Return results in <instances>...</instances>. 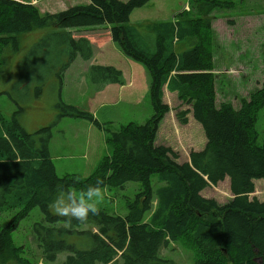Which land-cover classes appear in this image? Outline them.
Returning a JSON list of instances; mask_svg holds the SVG:
<instances>
[{
	"label": "trees",
	"instance_id": "1",
	"mask_svg": "<svg viewBox=\"0 0 264 264\" xmlns=\"http://www.w3.org/2000/svg\"><path fill=\"white\" fill-rule=\"evenodd\" d=\"M149 2L89 0L85 6L50 14L28 2L0 0V52L17 51L22 35L43 31L21 59L16 88L25 87L26 95L38 97L54 75L61 87L65 71L77 58L93 57L91 43L73 34L108 27L111 42L144 68L152 108L145 124L128 123L110 132L92 114L58 106L59 118L85 120L108 133L106 144L112 153L85 179L57 176L48 150L49 129L24 132L17 119L22 108L9 121L0 115V214L15 212L0 230V261L10 258L28 264L12 235L21 221L39 210L42 217L32 233L48 263L66 254L63 264H172L161 251L190 234L195 264H264V201L248 198L254 193V181L264 179V131L260 143L256 132L258 113L264 109V56L261 88L242 100L238 109L231 104L217 106L211 14L231 9L232 3L189 0L188 8L174 20L130 24V15ZM86 78L96 92L109 85L124 86L122 72L110 66L92 65ZM164 87L188 107L176 113V120L185 125L190 114L204 133V148L191 151L189 162L178 164L177 153L155 145L158 127L169 112ZM225 179L230 201L219 205L202 197V191ZM97 180L104 189L140 184L134 199L126 201L125 217L100 210L86 225L76 221L68 225L65 218L51 213L49 204L58 185L79 191Z\"/></svg>",
	"mask_w": 264,
	"mask_h": 264
},
{
	"label": "rangeland",
	"instance_id": "2",
	"mask_svg": "<svg viewBox=\"0 0 264 264\" xmlns=\"http://www.w3.org/2000/svg\"><path fill=\"white\" fill-rule=\"evenodd\" d=\"M15 1L28 2L41 13L50 14L65 11L69 7L89 4V0ZM187 6V0H150L146 6L135 10L130 15L129 22L132 25L143 26L160 21H171L178 13L186 10ZM228 10L213 12L215 23L213 22L214 28H211L210 49L214 63L216 105L231 104L233 108L238 109L242 100H247L253 92L261 88L264 46L262 47L259 41L253 44V48L250 43L243 44L240 42L242 36L235 35V32L230 34L232 39H229L225 24L227 19H230L228 17L230 13L226 12ZM220 11L225 13L224 16H221ZM236 20L238 25L247 24V21ZM251 22L258 21L254 19ZM259 22L263 23L264 19H259ZM255 27L259 26L255 24ZM42 34L43 31L36 30L22 35L17 51L1 50L0 115L9 121L14 112L22 108L23 112L17 119L24 132L33 134L44 128L49 129L48 150L57 176L60 178L75 176L85 179L94 172L103 157L112 153L111 148L106 144L108 133L85 120L59 118L58 106L62 103L86 111L110 132H116L128 123L143 125L152 116V108L147 96L149 80L144 68L126 58L111 42L109 28L100 27L73 34L76 38L84 37L91 43L93 47L91 60L82 61L77 58L65 71L61 87L58 78L54 75L44 85L40 96L34 97L31 92L26 95L25 87H15L20 62ZM260 35H256V38L264 39V27L260 30ZM92 65L110 66L120 70L123 74L124 86L109 85L102 91L96 92L86 78L88 68ZM164 103L168 106L169 112L158 127L155 145L168 147L177 153L178 164L189 162V153L200 151L204 147L206 143L204 133L190 114L186 116L185 125H181L176 120L177 112L188 109L177 100L176 95L165 92ZM263 131L264 109L258 113L257 117L258 143L261 142ZM156 181L157 177L154 176L152 178L154 190L159 187ZM139 190V183H128L123 189H105L104 199L99 205L100 210L125 217L126 201H132ZM201 195L215 200L219 205L226 204L232 198L228 179L216 186L206 188ZM248 198L264 201V179L254 181V193ZM50 211L54 214L52 209ZM14 214L15 212L0 214V230L11 221ZM41 217L40 211L34 210L28 218L19 223L12 235L14 246L22 250L21 257L28 264H63L66 254L58 255L53 263L46 262L41 255V250L32 233L33 224L39 222ZM161 256L172 261V264H195L197 255L190 234L184 236L179 242L169 244L161 251ZM0 262L1 264H17L10 258ZM111 264H117V262Z\"/></svg>",
	"mask_w": 264,
	"mask_h": 264
},
{
	"label": "clouds",
	"instance_id": "3",
	"mask_svg": "<svg viewBox=\"0 0 264 264\" xmlns=\"http://www.w3.org/2000/svg\"><path fill=\"white\" fill-rule=\"evenodd\" d=\"M102 183L101 180H97L95 185H88L79 191L58 185L56 196L49 207L56 216L65 218L68 225L73 221L86 225L90 216L98 215L100 212L99 205L104 199L105 192Z\"/></svg>",
	"mask_w": 264,
	"mask_h": 264
},
{
	"label": "crops",
	"instance_id": "4",
	"mask_svg": "<svg viewBox=\"0 0 264 264\" xmlns=\"http://www.w3.org/2000/svg\"><path fill=\"white\" fill-rule=\"evenodd\" d=\"M187 1L189 2V0H187ZM220 1L232 3V8L230 10L226 11L228 14L230 13L228 15V17H230V19H227V21L225 23L227 28H228L227 35H229L228 36L229 39H232L230 34L235 32V35H237V36L241 35L242 36L240 39V42H242L243 44L244 43H250L252 48H253V44H256L255 42L259 41L258 43L261 44V46L263 47L264 46V39H261L258 37L256 38V35L261 36L260 30L264 27V22L263 23L259 22V19H264V0H220ZM217 11H219V10H217ZM214 13H215V11H214ZM214 13H213L214 19L211 21V26H212L211 28H214V24H213V22L215 23ZM219 13L222 14L221 16H224V14H225L222 11H220ZM236 19H238V22L247 21V24L238 25ZM254 19L257 20L258 22H251V21H254ZM216 21H218V20H216ZM255 24H257V26H259V27H255ZM237 26H239V29H237ZM260 41H262V42H260ZM247 47H249V46H247ZM110 86H116V85H110ZM165 92L169 93L167 91L166 87H164V89H163V101H164ZM170 94H174V93H170ZM174 95H176V94H174Z\"/></svg>",
	"mask_w": 264,
	"mask_h": 264
}]
</instances>
